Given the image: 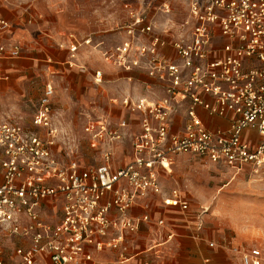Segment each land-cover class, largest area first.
<instances>
[{
    "label": "built area",
    "instance_id": "obj_1",
    "mask_svg": "<svg viewBox=\"0 0 264 264\" xmlns=\"http://www.w3.org/2000/svg\"><path fill=\"white\" fill-rule=\"evenodd\" d=\"M174 2L163 0L159 14L171 15ZM184 2L186 17L175 33L158 26L150 9L125 5L128 21L119 28L124 37L104 53V61L151 82L146 94L111 100L139 117V133L126 118L116 121L110 113L86 119L83 132L100 157L98 164L59 159L52 82L44 86L32 125L0 120V264H127L138 256L150 264L148 257L158 258L159 244L151 240L139 253L133 237L143 224L163 227L165 222L152 221L147 200L159 197L183 213L191 208L180 188L167 190L162 182L176 157L189 155L238 171L264 169V0ZM31 10H25L28 25L36 20ZM12 27L0 18V35ZM99 46L91 36H71L66 65L85 72L80 50ZM23 52L21 41L0 43V62L18 60ZM93 81L103 83L101 69ZM179 118L183 126L176 128ZM129 140L131 158L123 163L118 155ZM137 207L145 211L141 217L132 215ZM206 214L198 212L199 230ZM8 240L25 244L11 253ZM223 246L242 264H264L260 246L232 240ZM113 252L115 262L103 259Z\"/></svg>",
    "mask_w": 264,
    "mask_h": 264
},
{
    "label": "rangeland",
    "instance_id": "obj_2",
    "mask_svg": "<svg viewBox=\"0 0 264 264\" xmlns=\"http://www.w3.org/2000/svg\"><path fill=\"white\" fill-rule=\"evenodd\" d=\"M162 1L0 0L3 8L19 12L23 26L33 33L26 40L23 56L42 55L44 49L34 40V36H42V32L53 38L49 40L55 48H48L53 53L66 52L71 36H91L100 46L97 50L83 48V60L91 71L102 69L106 74L103 83L96 85L89 74H63L47 62L19 60V71L14 72L9 81H0V119L30 126L44 86L52 82L56 90L54 125L60 134L57 140L59 159L76 160L83 166L98 164L100 157L90 146L83 126L90 116L109 114L111 100L122 92L119 85L122 82L115 77L116 69L105 63L103 55L123 38L119 28L128 19L125 5L134 10L150 9L156 15L158 26L162 24L174 33L180 32L186 17L183 14L185 0H175L174 11L169 16L159 14ZM31 4L39 12L40 29L39 26H28L25 10ZM130 144L129 140L124 147L129 148ZM129 158L121 154L120 162ZM171 168L172 173L162 178L167 190L177 186L193 199L196 210L207 211L213 228L232 234L233 240L237 235L242 236L244 241L264 250V169L258 172L251 168L232 170L189 155L176 157Z\"/></svg>",
    "mask_w": 264,
    "mask_h": 264
},
{
    "label": "crops",
    "instance_id": "obj_3",
    "mask_svg": "<svg viewBox=\"0 0 264 264\" xmlns=\"http://www.w3.org/2000/svg\"><path fill=\"white\" fill-rule=\"evenodd\" d=\"M0 7V18L8 20L13 25L12 29L9 32L0 35V43L17 40L21 41L25 47L26 40H29L30 36H33L32 31L23 26L24 20L22 19V16H19V12L15 13L10 9H7L6 7ZM31 9V12L36 15V20L34 21L33 25L28 26H39L40 29V18H38L39 12L37 11L36 7H32V4ZM127 21L128 19L126 20V22ZM42 33V36H34L35 43L40 44V48L44 49L42 50V55L22 56L20 59L15 61L0 62L2 68L0 81H9L12 78L14 72L16 73L19 71V60L32 61L35 63H37L38 61L47 62L49 64H52L54 68H57V70L59 72H62L63 74L74 73L77 76H80L82 74H89L91 75L93 80V73L95 70L98 69L92 71L90 70L89 65L83 60L81 51L82 49L80 50L79 61L82 65H86L85 72L76 68H69L66 65L69 56L68 51L62 52V50H59V52L57 51L58 53H53L52 51L48 50V48H55L54 44L51 42V40H49L53 38L50 37L47 32ZM121 35L122 37H124L123 34ZM45 45H47V47ZM51 67L52 66H50V68ZM115 71L116 80L122 82L121 84H119L121 85L120 87H122V92L119 96L115 98L119 99L125 94H131L136 97L146 94V85L151 82V80L146 75L136 71L126 72L119 69H116ZM105 75L106 74L104 72V80ZM110 114H112L113 118L116 121L126 118L129 121L131 131L133 133L140 132L139 117L137 115H130L117 106H112ZM203 117L206 120L208 119L207 116L204 114ZM30 125H32V120ZM175 126L176 128H180L183 126L181 118H179ZM55 151L56 153H58L57 146L55 148ZM130 153V147H123L118 155V160L120 161L121 154L124 155L127 159L130 156ZM183 194H185L191 200V208L187 213H183L177 208H170L165 206L159 197H151L149 200H147L150 203L149 213L152 217V221L155 223L157 220H164L165 225L163 227H157L154 224H143L140 228L139 233L133 237L134 242L137 246L136 251L141 253L150 244V241L153 240L154 242H157L159 244V247L157 248L159 255L158 258H155L153 255L148 257L149 259H151L150 264H242L238 256L233 251L229 250L223 245L228 240H232V243L235 244L244 243L246 245H251L253 243L247 240L244 241L242 236L238 235L235 238V241L233 240V238L230 237L232 236V234H227L224 230H218L213 228L210 225V218L207 214L203 216V227L201 230H199V210H196V207L193 205V199L189 195H187L186 192H183ZM144 213L145 211L141 207H137L132 210V215L134 217H141ZM169 236L172 237L169 239ZM211 242L217 245L215 249L209 247V243ZM21 244L23 245L25 244V242H22L20 240H8L5 242V245L10 252H13L15 246ZM130 253L134 254L135 252L131 251ZM102 257L106 261L115 262V260L117 259V253L113 252ZM44 261L46 262L47 260L42 259V262ZM146 261V256H138L127 264H144Z\"/></svg>",
    "mask_w": 264,
    "mask_h": 264
}]
</instances>
